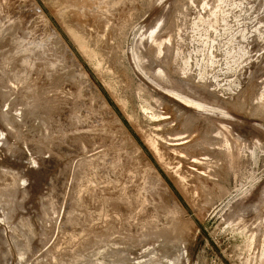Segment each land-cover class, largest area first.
I'll list each match as a JSON object with an SVG mask.
<instances>
[{
    "label": "rangeland",
    "instance_id": "rangeland-1",
    "mask_svg": "<svg viewBox=\"0 0 264 264\" xmlns=\"http://www.w3.org/2000/svg\"><path fill=\"white\" fill-rule=\"evenodd\" d=\"M0 264H264V0H0Z\"/></svg>",
    "mask_w": 264,
    "mask_h": 264
},
{
    "label": "bare ground",
    "instance_id": "bare-ground-1",
    "mask_svg": "<svg viewBox=\"0 0 264 264\" xmlns=\"http://www.w3.org/2000/svg\"><path fill=\"white\" fill-rule=\"evenodd\" d=\"M56 34L59 36V33H58V32H57ZM77 34H78V33H77ZM59 37H60V36H59ZM80 38H82V37H80ZM67 50H68V52H71V53H72V55H73V59H74V61L78 64V66H79V67H82L81 64L78 63L79 61L76 59V56L74 55V53L72 52V50H70V49L68 48V46H67ZM58 67H59V66H58ZM82 69H83V67H82ZM96 88H97V87H96ZM108 106H109V105H108ZM154 151L156 152L155 149H154ZM172 169H173V168H172ZM171 172H172V171H171ZM173 172H174V171H173ZM180 178H181V177H180ZM162 179H163V178H162ZM177 180H178V182H179V185L182 186L183 184H182V182H181V179L177 178ZM166 186H167V185H166ZM173 198L175 199L176 202H178L174 196H173Z\"/></svg>",
    "mask_w": 264,
    "mask_h": 264
}]
</instances>
